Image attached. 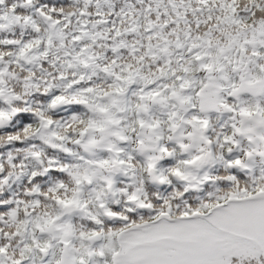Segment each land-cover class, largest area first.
<instances>
[{
    "label": "snow or ice",
    "instance_id": "6c2138e0",
    "mask_svg": "<svg viewBox=\"0 0 264 264\" xmlns=\"http://www.w3.org/2000/svg\"><path fill=\"white\" fill-rule=\"evenodd\" d=\"M0 264H264V0H0Z\"/></svg>",
    "mask_w": 264,
    "mask_h": 264
}]
</instances>
